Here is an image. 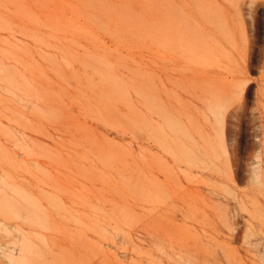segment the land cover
Instances as JSON below:
<instances>
[{"label":"rangeland","instance_id":"1","mask_svg":"<svg viewBox=\"0 0 264 264\" xmlns=\"http://www.w3.org/2000/svg\"><path fill=\"white\" fill-rule=\"evenodd\" d=\"M11 258L264 264V0H0Z\"/></svg>","mask_w":264,"mask_h":264},{"label":"bare ground","instance_id":"2","mask_svg":"<svg viewBox=\"0 0 264 264\" xmlns=\"http://www.w3.org/2000/svg\"><path fill=\"white\" fill-rule=\"evenodd\" d=\"M213 100V99H212ZM218 100V99H217ZM226 109V104H224L223 102H220V103H217V106H216V110H215V112H216V114H217V116H218V120H219V122H221L222 124H224V116H225V112H224V110ZM229 110H230V108H229ZM212 114L210 113V116H211ZM225 125H226V123H225ZM226 129H227V127H225ZM227 131V130H226ZM226 135V134H225ZM10 263H13V264H15V260L13 259V258H11V261H10Z\"/></svg>","mask_w":264,"mask_h":264}]
</instances>
